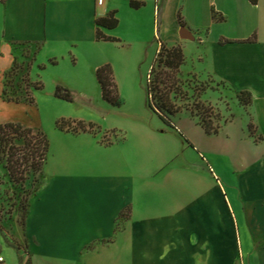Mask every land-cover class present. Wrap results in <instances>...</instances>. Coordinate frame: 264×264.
Segmentation results:
<instances>
[{
    "label": "rangeland",
    "instance_id": "obj_1",
    "mask_svg": "<svg viewBox=\"0 0 264 264\" xmlns=\"http://www.w3.org/2000/svg\"><path fill=\"white\" fill-rule=\"evenodd\" d=\"M247 1L173 0L165 8L163 27L153 5L136 9L128 0H110L107 5L110 12L116 11L119 25L113 30L100 29L117 40H98L96 34L95 40L70 50L63 46L42 49L35 42L4 39V19L0 16V125L21 124L36 133L41 131L49 141L41 172H24L28 177L24 183L11 179L7 152L1 151L0 245L7 259L17 264L29 259L27 249L26 257L19 252L25 249L22 245L27 236L21 225V202L28 198L30 217L41 214L53 219L61 212L68 223L77 226V219L91 222L92 212H97V217L104 218L103 224L95 223L94 230H70L67 237L93 240L96 236V243H103L105 237L115 245L106 252L108 255L120 254L131 205L179 209L207 193L211 199L223 193L225 204L234 208L238 217L241 239L263 238L249 222L264 206V81L243 75L232 79L228 73L218 72L213 44L221 34L251 32L248 23L255 17L252 11L243 9L244 16L237 12ZM0 6L2 15L5 4L0 2ZM222 14L225 21L215 22L214 16ZM179 15L190 26L209 29V39L203 37V43L197 34L190 39L179 38ZM239 19L245 26L236 24ZM159 39L170 47L181 46L185 54V64L177 75L182 92L177 82L171 90L177 88L178 94L170 96L181 111L164 112L170 121L149 105ZM15 62L20 68L12 71ZM106 64L112 66L116 84L117 96L112 101L103 98L97 78V69ZM157 64L159 76L165 78L169 70ZM29 73L34 104L27 100ZM217 74L227 76V83L223 85ZM40 84L42 88H36ZM166 84L160 85L161 92L168 91ZM58 86L71 91L72 99L58 97ZM243 91L253 94L254 104L244 105ZM202 116L220 125L218 135L205 132ZM63 120L83 121L94 129L76 133L72 131L75 125L71 130L68 125L62 128L59 123ZM15 143L25 145L23 138H16ZM149 177L155 181V189L144 193V199L138 198L142 181ZM123 205L115 224L109 225L112 211ZM31 224L32 251L40 260H48L44 252L55 258L72 250L80 253L76 246H56L51 231L47 234L38 223ZM64 259L54 263L63 264L67 262Z\"/></svg>",
    "mask_w": 264,
    "mask_h": 264
},
{
    "label": "crops",
    "instance_id": "obj_2",
    "mask_svg": "<svg viewBox=\"0 0 264 264\" xmlns=\"http://www.w3.org/2000/svg\"><path fill=\"white\" fill-rule=\"evenodd\" d=\"M128 1L130 4L131 1H140L153 5L154 15L162 19L164 27L165 8L173 0ZM0 2L5 4L4 13L2 15L0 13L4 19L3 38L15 42H35L40 44L42 49L63 46L70 50L83 47L90 39L95 40L99 28L97 19L108 17L112 13L110 6L107 5L109 1L103 12H100L102 10L97 5V0H0ZM243 9L245 12L252 11L255 16L248 23L252 30L248 34L236 36L221 34L217 42L213 43L216 48L217 71L222 74L228 73L232 79L237 77L236 75H243L250 80L264 81V0H259L257 5L248 0L237 8L238 15L244 16ZM225 19L223 14L220 17L214 16L215 22ZM183 20L186 23L185 27L178 20V28L181 29L179 38L185 39L182 36H187L190 39L197 34L203 43L204 39H209L211 35L209 29L201 31L196 28L197 26H190L186 18ZM236 24L245 26L243 19H239ZM253 39L254 41H251ZM222 40L231 42L223 44ZM32 68L33 66L31 70ZM217 75L225 84L229 80L225 75ZM210 76L215 79L213 75ZM154 182L152 177L142 181L139 188V191L140 189L142 191L138 193V198L144 199V193L155 189ZM208 194L179 209L168 206L159 208L131 205V213L124 228L125 236L120 240L119 256L106 253L115 245L105 237L101 239L103 243H96V236L93 240L86 236L80 240L74 236L72 239L67 237L70 230L72 232L78 229L94 230L95 223L103 224L104 218L97 217V212H92L91 222L77 219L76 226L74 222L68 223L61 212L53 219L41 214L30 217L32 208H29L25 230L27 236L25 243H21L25 249L22 247L19 252L26 257L28 250L32 264H61L54 262L61 259L63 261L64 258L67 262L63 264H264V206L252 215L249 222L262 233L263 238L241 239V226L234 208L225 204L223 193L215 199H211ZM124 205L112 211L113 217L107 220L109 225L115 224ZM32 222L38 223L41 229L48 231L47 234L51 231L50 235L54 236L56 246H76L80 253L72 250V253H62L63 256L57 255L55 258L44 252L48 260H40L33 253V243L30 242V235L34 232ZM60 250L61 248L58 251ZM3 251V246L0 245V255L5 257V264H17L13 259H7ZM26 262L25 259L20 264H27Z\"/></svg>",
    "mask_w": 264,
    "mask_h": 264
},
{
    "label": "trees",
    "instance_id": "obj_3",
    "mask_svg": "<svg viewBox=\"0 0 264 264\" xmlns=\"http://www.w3.org/2000/svg\"><path fill=\"white\" fill-rule=\"evenodd\" d=\"M252 4L257 5L259 0H250ZM145 5V2L140 1H131V6L133 8L139 9ZM179 21L183 27L186 26L185 21L182 16L179 15ZM97 39L98 40H117L116 38L107 37L104 35L100 27H105L108 29H115L119 25V20L116 17V11H113L108 17H102L97 19ZM251 41H254L251 40ZM229 40H222L221 43H230ZM160 48L158 49L155 63L152 67L151 75H154V78L150 79V88L148 90L149 96V105L155 112L159 113L161 117L166 120L168 118L165 116L164 112H169L170 114H176L181 111L180 106L172 101L170 96L172 94H178L177 88L181 91V81H178L177 75L180 74L182 66L185 64V54L181 46L170 47L159 39ZM156 63L159 67H164L169 70L168 73H165V78L160 77V71L156 69ZM19 67L18 62H15V65L12 71H16ZM167 74V75H166ZM152 77V76H151ZM97 78L102 86L103 98L108 101H112L114 97L117 96L116 84L113 77V70L110 64H106L97 69ZM169 86L168 91L161 92L160 85L165 84ZM178 82V83H177ZM27 83V93L29 94L28 101L30 104H34V97L31 94V87H34L30 73L28 78H26ZM177 83L176 90H171L172 87ZM223 85L225 83L221 82ZM38 89L42 88L40 84ZM171 90V91H170ZM182 92V91H181ZM56 95L60 98L71 100L72 93L66 88L58 86ZM241 100L245 106H250L253 103V96L248 91H243L241 93ZM116 102L119 103V99H116ZM16 103H20L19 100H16ZM217 115L216 117H218ZM62 128L64 125L70 127L69 130L75 125L74 132H92L94 129L93 125L87 127L83 121H74V120H63L62 124L59 123ZM201 125L204 128L205 132L208 135H218L220 133V125L215 124L210 118L202 116ZM251 129L254 128V125H250ZM23 138L25 145L23 147L16 145L15 139ZM49 150V141L47 136L39 132H34L31 128L25 127L21 124L16 123H5L0 125V155L1 151L7 152V164L8 170L11 176V179L16 183H24L28 177L24 172H34L40 173L42 167L44 166L47 153ZM30 208V199L23 200L21 202V209L24 211V216L21 220V225L26 230V220ZM0 230L2 227L0 226ZM27 264H32L31 260L27 261Z\"/></svg>",
    "mask_w": 264,
    "mask_h": 264
},
{
    "label": "built area",
    "instance_id": "obj_4",
    "mask_svg": "<svg viewBox=\"0 0 264 264\" xmlns=\"http://www.w3.org/2000/svg\"><path fill=\"white\" fill-rule=\"evenodd\" d=\"M108 1L110 0H97V5L99 7H105ZM5 263H6L5 257L3 255H0V264H5Z\"/></svg>",
    "mask_w": 264,
    "mask_h": 264
},
{
    "label": "water",
    "instance_id": "obj_5",
    "mask_svg": "<svg viewBox=\"0 0 264 264\" xmlns=\"http://www.w3.org/2000/svg\"><path fill=\"white\" fill-rule=\"evenodd\" d=\"M183 35V34H182ZM183 38H188L187 36H182Z\"/></svg>",
    "mask_w": 264,
    "mask_h": 264
}]
</instances>
